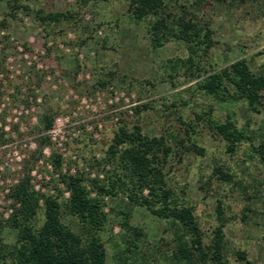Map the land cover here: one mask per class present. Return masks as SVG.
Masks as SVG:
<instances>
[{
  "label": "rangeland",
  "instance_id": "374dc122",
  "mask_svg": "<svg viewBox=\"0 0 264 264\" xmlns=\"http://www.w3.org/2000/svg\"><path fill=\"white\" fill-rule=\"evenodd\" d=\"M13 1L0 0L2 247L10 249L16 237L10 217L18 204L9 194L21 180L29 190L57 197L61 221L75 230L62 178L78 175L91 197L98 196L94 183L114 185L101 195L105 222L98 233L106 264H176L179 226L131 203L128 195L137 191L108 151L120 127L138 126L166 138V186L192 208L203 245L220 227L221 264H264V166L250 141L229 151L215 129L231 121L256 142L264 138V92L255 111L243 100L219 101L197 87L238 59L253 72L264 70V0H166L169 20L184 16L200 32L193 43L166 35L157 45L148 31L155 18L135 19L128 0ZM39 10L68 18L40 21ZM190 56L192 66L183 63ZM175 59L182 61L175 65ZM216 165L231 180L215 173ZM43 218L40 206L33 225ZM1 264L13 263L6 254ZM191 264L218 263L196 257Z\"/></svg>",
  "mask_w": 264,
  "mask_h": 264
},
{
  "label": "trees",
  "instance_id": "16d2710c",
  "mask_svg": "<svg viewBox=\"0 0 264 264\" xmlns=\"http://www.w3.org/2000/svg\"><path fill=\"white\" fill-rule=\"evenodd\" d=\"M211 1L221 3L231 0ZM128 3L135 19L142 20L147 16L155 18L148 30L153 45L159 44L166 35L193 43V37L198 36L200 32L199 27L184 16L176 15L171 18L172 21L169 20V14L163 13L167 7L166 0H128ZM37 17L40 21L58 22L67 19L68 15L64 12L42 14L39 10ZM170 23L175 24L169 25ZM3 27L2 19L0 28ZM205 43L207 44V41ZM180 61L182 59H175V65ZM185 62L192 66V57L183 60V63ZM189 73L192 72L189 70ZM197 87L219 101L227 98L240 99L246 102L250 109L258 111L257 107L261 104L264 92V70L253 72L245 59H238L229 66L207 75ZM50 122L51 120L47 119L45 126L49 127ZM215 129L225 140L229 151L243 139L250 141L251 145H254L253 151L264 166V138L256 142V139L244 134L231 121L216 123ZM180 144H183V141H180ZM119 145H123V148L117 150ZM108 149L110 157H116L121 163L127 183L137 191L136 194L128 195L131 203L144 206L156 216L168 218L179 226L178 249L174 252L176 264H191L196 257L221 264L223 235L220 227L214 231L210 245L204 246L192 208L179 203L166 186L162 173L163 163L170 153L166 138L144 134L138 126H133L130 131L120 127ZM213 170L222 176V179L231 180V175L222 170L221 166L216 165ZM62 179L68 192L65 207L68 213L76 218L77 228L73 230L61 221L57 197L29 190L25 181L21 180L9 194L18 204L10 217L16 237L10 249L2 247L0 242V264L5 260L6 254L13 264H106L105 248L98 233L105 222L101 195L111 193L114 185L105 188L94 183L93 187L98 196L91 197L80 176L68 175ZM118 180L121 181L120 178ZM144 189L147 193L143 196L141 193ZM39 199H42L41 204ZM40 206L43 207L44 218L36 228L33 219ZM126 224V220H123L124 228H128ZM237 255L244 258L241 251H237Z\"/></svg>",
  "mask_w": 264,
  "mask_h": 264
}]
</instances>
